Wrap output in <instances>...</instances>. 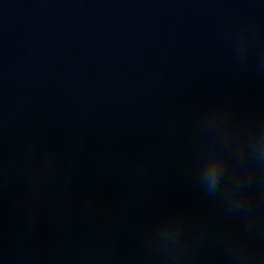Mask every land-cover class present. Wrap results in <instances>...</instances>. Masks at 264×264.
<instances>
[{"label":"water","instance_id":"95a60500","mask_svg":"<svg viewBox=\"0 0 264 264\" xmlns=\"http://www.w3.org/2000/svg\"><path fill=\"white\" fill-rule=\"evenodd\" d=\"M261 147L264 0H0V264H264Z\"/></svg>","mask_w":264,"mask_h":264},{"label":"clouds","instance_id":"9594fccd","mask_svg":"<svg viewBox=\"0 0 264 264\" xmlns=\"http://www.w3.org/2000/svg\"><path fill=\"white\" fill-rule=\"evenodd\" d=\"M258 159L259 161L264 164V147H261L258 150ZM206 191L209 195H215L218 189V180L216 173H213L212 176L209 178L207 185H205ZM235 198L230 196L229 200H234Z\"/></svg>","mask_w":264,"mask_h":264}]
</instances>
